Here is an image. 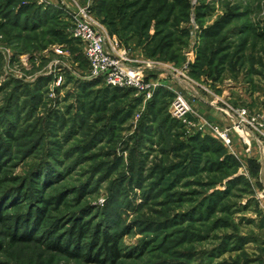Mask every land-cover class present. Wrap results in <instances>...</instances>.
Here are the masks:
<instances>
[{
  "label": "rangeland",
  "instance_id": "1",
  "mask_svg": "<svg viewBox=\"0 0 264 264\" xmlns=\"http://www.w3.org/2000/svg\"><path fill=\"white\" fill-rule=\"evenodd\" d=\"M30 1L0 0V205L52 174L41 195L64 199L47 223L118 235L120 258L106 264H264L263 148L234 132L226 147L169 114L176 94L231 115L264 110V0H61L19 17ZM78 7L143 69L148 92L91 77L67 15ZM33 198L14 204L32 211ZM6 231L0 264H91Z\"/></svg>",
  "mask_w": 264,
  "mask_h": 264
},
{
  "label": "built area",
  "instance_id": "2",
  "mask_svg": "<svg viewBox=\"0 0 264 264\" xmlns=\"http://www.w3.org/2000/svg\"><path fill=\"white\" fill-rule=\"evenodd\" d=\"M67 15L72 23V37L83 49L91 77L101 79L112 89H131L139 92H148L151 89V85L143 78V69L127 58L115 39H109L104 27L93 18L89 10L78 7L77 11L67 12ZM184 85L189 96L196 95L189 92L188 84ZM169 114L173 120L186 126L193 135L207 133L222 145L229 147L232 144L230 133L234 132L247 145L255 139L264 151V110L253 116H249L246 109L234 112L233 125L222 127L205 120L193 111L185 96L176 94L170 104Z\"/></svg>",
  "mask_w": 264,
  "mask_h": 264
},
{
  "label": "trees",
  "instance_id": "3",
  "mask_svg": "<svg viewBox=\"0 0 264 264\" xmlns=\"http://www.w3.org/2000/svg\"><path fill=\"white\" fill-rule=\"evenodd\" d=\"M11 2V1H10ZM31 5V6H30ZM26 10L34 11L40 10L36 5L29 3V5H20L18 16L20 17ZM40 13L34 16H29V23H35L37 18L40 17ZM15 15V19L19 18ZM28 17V16H27ZM49 17V16H47ZM26 20V21H27ZM14 25H18V21L14 20ZM38 27L31 26V31L36 30ZM117 90V89H114ZM174 123L177 121L170 118ZM6 149H0V162L3 155H5ZM2 164L0 163V170ZM57 177H53L52 174L46 175L45 178L38 177L32 183V189L36 191V195H28L23 193L20 189L12 190L9 192L6 198L9 202H4L0 211V224L3 225L7 231L8 239L11 244L18 243H33L34 241L46 240L49 242V247L67 255L74 259H83L88 263L106 264L113 263L120 258V248L118 247V235L108 233L106 231H100L98 227L94 230L90 229L91 222H82L81 218L75 220L64 234H58L56 225L47 223V216L50 214L51 208L55 210L63 201V195H55L47 199L43 198L42 192L47 190L51 184L57 182ZM1 189V180H0ZM7 193V192H4ZM34 197V198H33ZM24 198L29 201H38L41 206L39 208L27 211L23 206L14 204L17 200ZM10 204L13 209V214L6 213V206ZM0 205V208H1ZM53 206V207H51ZM45 228V231L41 229ZM89 237L90 243L84 244L83 241ZM1 247V244H0Z\"/></svg>",
  "mask_w": 264,
  "mask_h": 264
},
{
  "label": "crops",
  "instance_id": "4",
  "mask_svg": "<svg viewBox=\"0 0 264 264\" xmlns=\"http://www.w3.org/2000/svg\"><path fill=\"white\" fill-rule=\"evenodd\" d=\"M30 2L36 6L42 7V9H45L48 5L52 7H60L59 6L60 4L64 5L61 0H31ZM199 100L200 102H198ZM191 107H193V109L196 112L198 111L199 113H202L204 116L206 115V118L221 122L220 124L222 125L228 126L229 125L228 123H230V125L231 123L233 124V122H230L231 120L229 121V119L232 118V115L230 113L227 114L224 113L222 110L217 109V107L214 106L213 103L211 102H207L198 98L197 103L192 102ZM218 113L222 115V118L218 116L219 115ZM234 136L235 137L233 140L234 143L236 144L237 143L236 141L239 139V137L236 134Z\"/></svg>",
  "mask_w": 264,
  "mask_h": 264
},
{
  "label": "water",
  "instance_id": "5",
  "mask_svg": "<svg viewBox=\"0 0 264 264\" xmlns=\"http://www.w3.org/2000/svg\"><path fill=\"white\" fill-rule=\"evenodd\" d=\"M262 162H264V161L262 160Z\"/></svg>",
  "mask_w": 264,
  "mask_h": 264
}]
</instances>
